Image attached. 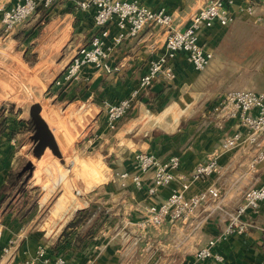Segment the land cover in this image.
Returning <instances> with one entry per match:
<instances>
[{
	"label": "crops",
	"instance_id": "1",
	"mask_svg": "<svg viewBox=\"0 0 264 264\" xmlns=\"http://www.w3.org/2000/svg\"><path fill=\"white\" fill-rule=\"evenodd\" d=\"M16 1H1L0 7L11 6ZM133 1L152 10H165L179 28L185 27L190 16L196 12L194 8L186 11L183 0ZM254 1L257 3V0ZM244 4L237 0L232 9ZM93 14L92 9L81 10L75 8L71 0H65L62 6L50 9L45 15L47 23L41 30V38L44 36L43 41L49 42L46 47L70 50L67 59L49 65L48 72L51 74H48L54 76L51 81L64 70L76 50L88 45L91 37L98 32ZM241 17L244 15H239L235 20ZM227 28L215 25L202 29L199 32L200 45L213 54ZM107 29L109 37L106 44L113 48L107 60L110 72L85 67L77 81L65 89L53 90L47 102L54 112L59 111L63 117L75 116L76 122H82L84 130L89 125L82 139L75 142L74 147L78 150L86 151L93 143L97 153L111 142L107 154L111 152L114 155L116 145L122 144L123 152L118 160L121 168L113 173L112 184L97 187L89 197L55 206L54 220L51 221L53 233L50 235L64 231L62 236L59 232L55 238L47 239L28 231L22 233L24 218H12L9 214L4 216L1 208L4 195L14 191V187L8 185V179L22 156L24 143L19 148L18 145L20 139L26 136L23 127L31 126V122L24 118L22 111L8 113L5 106L0 105V122L5 119V127L0 133V264H44L37 257L40 247L52 259L57 255L63 256L67 264H264V202L257 210L249 209L242 216V222L248 225L245 232L229 235L214 246L212 252L220 256V261L196 257V252L209 239L216 238L224 230L227 215L241 203L245 190L264 183V164L253 171L248 169V162L254 154L251 146L243 143L238 149L227 152L220 150L221 143L228 136L235 132L245 135L244 128L235 119L221 120L210 113L214 101L210 98L211 101L205 103L204 92H193L199 74L183 54H178L168 65L172 79L160 75L153 86L135 101L129 114L117 122L114 131H109L106 108L127 97L147 72L149 62L164 53L166 34L162 28L151 26L136 38H126L114 45L112 38L119 30L114 23L108 24ZM40 106L41 115L43 106ZM206 114L210 116L202 120ZM195 118L198 121L194 120L193 124L186 122ZM43 120L53 134L49 126L51 122ZM145 121H152V130L146 137L141 133ZM56 131V143L59 139L61 146H64L61 150L57 143L61 155L69 151L70 156H75L63 139L64 134L67 138L71 134L63 133L61 137L59 130ZM79 134L73 140L78 139ZM31 136L29 133V138ZM121 138H128L127 142L121 141ZM131 143L135 144L136 149H129ZM135 152L151 153L160 160L176 156L180 163L179 170L186 175L215 153L219 173L193 183L186 195L214 187L220 193L219 200L205 203L187 222L166 221L158 230L141 231L136 226L139 216L135 206L139 203H160L173 188H177V184L160 188L155 196L147 194L149 174L143 176L141 188H136L130 181L121 186L116 175L136 171V164L132 160ZM65 159L68 162L69 158ZM65 168L66 164L61 170L63 178L67 174ZM62 177L54 187L61 184L64 180ZM35 179L33 172L27 183L34 185ZM82 192L83 188H80L78 193ZM75 222L78 224L67 227L68 223Z\"/></svg>",
	"mask_w": 264,
	"mask_h": 264
},
{
	"label": "built area",
	"instance_id": "2",
	"mask_svg": "<svg viewBox=\"0 0 264 264\" xmlns=\"http://www.w3.org/2000/svg\"><path fill=\"white\" fill-rule=\"evenodd\" d=\"M64 0H17L11 6L0 7L1 24L4 33L13 32L37 10L50 8ZM81 10L92 9L94 25L99 29L88 45L76 50L75 54L65 66L63 72L51 82V86L60 88L65 84L79 79L85 67L110 72L107 60L112 47L106 44L109 37L108 24L114 23L119 33L112 38V44L117 45L126 38H136L148 27L157 26L164 30L165 51L156 59L149 62L147 72L139 79L137 85L124 99L106 108V120L109 129L114 130L119 120L129 114L135 101L149 90L157 78L162 75L172 79L170 65L178 54H183L186 61L197 73L204 71L211 63L213 54L206 51L199 43V32L217 25L227 28L239 15H245L256 22L262 21L260 11L264 8V0H240L245 4L232 9L237 0H211L190 16L187 24L179 28L174 24L171 15L163 9L152 10L133 0H71ZM211 114L221 120L235 119L245 130V135L235 132L224 139L220 145L223 152L238 149L246 143L254 150L248 162L249 171L264 164V92L252 90H229L216 96L211 107ZM263 138V139H262ZM132 160L136 164V171L121 172L116 176L121 186L130 181L136 188L142 187L143 176L150 175L147 194L155 196L160 188L177 184L169 195L160 203H139L135 212L139 216L136 226L141 231L158 230L166 221L171 223L187 222L205 203L217 202L219 191L208 187L200 192L186 195L193 183L203 181L219 173V164L215 153L198 164L188 175L179 170V159L172 156L160 160L155 155L146 152H135ZM264 202V183L258 187H250L242 195L241 203L232 213L227 215L228 222L224 230L213 239H209L205 246L196 252L200 260L213 258L220 261V256L212 252L214 246L234 233H243L248 225L242 222V216L247 210H257ZM12 243V242H11ZM37 257L44 264H67L63 256L48 257L44 248L37 250Z\"/></svg>",
	"mask_w": 264,
	"mask_h": 264
},
{
	"label": "rangeland",
	"instance_id": "3",
	"mask_svg": "<svg viewBox=\"0 0 264 264\" xmlns=\"http://www.w3.org/2000/svg\"><path fill=\"white\" fill-rule=\"evenodd\" d=\"M1 1L4 0H0V4ZM64 1L52 5L50 8L37 10L30 18L8 34L3 32L0 17V105L5 106L8 113H12L13 110L16 113L22 111L24 118L29 119V106L41 104L43 106L41 116L51 122L49 126L54 132L53 136L57 137L58 132L56 130H59L60 135L67 132L71 134L69 135L70 139L65 134L64 137L62 135L61 137L65 142H68L71 153L76 156H70V152L67 151L64 152V156L57 158L48 147L29 138V133L30 135L33 134L32 124L23 127V133H26V136L20 139L18 145L19 148L20 144L24 143L22 156L16 169L9 175L8 179V185L13 186L14 191L4 195L1 209L4 216L9 214L12 218H24L21 223L22 233L28 231L40 235L41 238L45 236L47 239L55 238L60 232L58 231L53 236L50 235L51 232L53 233L51 221L54 220L53 211L55 206L64 202L70 204L79 198L89 197L97 187L112 184L113 173L121 168L118 160L123 152V145L119 146L118 144L115 148L117 152L114 155L111 152L107 154L108 148L112 145L111 142L98 150L97 153L94 150L95 145L93 143L89 145L91 148L89 147L86 151L78 150L74 147L75 142L82 139L88 131L89 125H86L87 131L84 130L82 122H76L75 116L65 118L59 111L54 112L49 102H47L53 90L60 88L62 90L72 84H65L60 88H54L50 85L51 78L54 76H49L51 74L48 72L49 65L53 64L54 61L58 63L67 59L70 50L66 48L63 50L49 49L46 47L49 42L43 41L44 36L41 38V30L47 23L45 15L50 9L62 6ZM210 1L183 0V4L186 11L190 8L197 11ZM74 7L78 8L75 5ZM259 11L262 16L260 22L244 15V17L238 18L228 26L224 31L223 38L213 51L212 62L204 71L198 73V79L193 85V92H204L203 99L205 103L210 102V98L215 101V95L217 96L229 90L264 92V8L257 10V12ZM43 81H46V83L44 82L45 85L42 84ZM29 88L34 92L28 90ZM37 89L39 90L35 91ZM50 114L53 118H50ZM208 116L210 115L206 114L202 117V120H205ZM10 120L8 123H10ZM194 120L198 121L195 118L186 122L193 124ZM4 124L5 119L0 122V133L5 127ZM151 124L152 121L142 125L143 131L141 133L145 137L152 130ZM109 131L114 130L109 129ZM79 132V138L73 140ZM126 139L128 138H121V141L127 142ZM57 143L61 150L64 149L59 139ZM128 147L130 150L136 149L135 144L132 143ZM65 157L69 158L68 162H66ZM62 160L67 166L65 168L67 174L64 171L66 174L64 178L62 177L63 171H61L64 169V166L61 165ZM27 161H31L33 164V172H35L36 177L35 184L27 183L19 190L23 177L18 178L16 172ZM60 177L64 180L54 187ZM50 188H53L52 192L48 193ZM80 188H83L82 193H78ZM63 233L64 231L60 232L59 235L62 236Z\"/></svg>",
	"mask_w": 264,
	"mask_h": 264
},
{
	"label": "water",
	"instance_id": "4",
	"mask_svg": "<svg viewBox=\"0 0 264 264\" xmlns=\"http://www.w3.org/2000/svg\"><path fill=\"white\" fill-rule=\"evenodd\" d=\"M41 106L39 104H33L29 108V119L33 126V134L31 140L34 142H39L52 152L57 158H61V153L55 141L53 134L48 128L46 122L40 115ZM63 163V161H62ZM33 164L31 161H27L21 170L18 172L17 177H23V180L20 183L19 190H21L28 182L29 178L33 174Z\"/></svg>",
	"mask_w": 264,
	"mask_h": 264
},
{
	"label": "trees",
	"instance_id": "5",
	"mask_svg": "<svg viewBox=\"0 0 264 264\" xmlns=\"http://www.w3.org/2000/svg\"><path fill=\"white\" fill-rule=\"evenodd\" d=\"M77 224H78V222H75V223H73V224L69 223V224L67 225V227L75 226V225H77Z\"/></svg>",
	"mask_w": 264,
	"mask_h": 264
},
{
	"label": "bare ground",
	"instance_id": "6",
	"mask_svg": "<svg viewBox=\"0 0 264 264\" xmlns=\"http://www.w3.org/2000/svg\"><path fill=\"white\" fill-rule=\"evenodd\" d=\"M39 150H40V149H39ZM61 157H62V155H61ZM61 165L65 166V162L61 163Z\"/></svg>",
	"mask_w": 264,
	"mask_h": 264
}]
</instances>
